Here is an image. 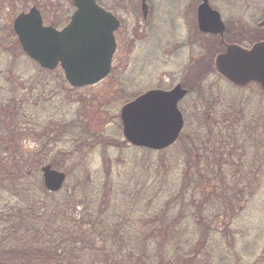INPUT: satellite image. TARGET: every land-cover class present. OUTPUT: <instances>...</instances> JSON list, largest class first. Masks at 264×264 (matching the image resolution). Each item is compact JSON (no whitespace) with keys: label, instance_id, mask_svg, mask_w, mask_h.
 <instances>
[{"label":"rangeland","instance_id":"1","mask_svg":"<svg viewBox=\"0 0 264 264\" xmlns=\"http://www.w3.org/2000/svg\"><path fill=\"white\" fill-rule=\"evenodd\" d=\"M103 1L117 10L121 21L114 75L110 74L95 85L73 89L67 81L65 84L58 78L62 73L59 69L43 71L28 58L12 29L16 14L33 5L44 12L47 19L44 23H58L59 16L65 10L68 16L72 12V0H0V109L16 116V108L8 109L5 104H8L9 98L17 99L12 95L16 96L27 87L26 115L23 119L38 124H49V119H52L56 121L51 123L55 127L62 120L67 121L76 114L85 112L88 115L104 110L103 128L107 137V140L100 137L98 140L101 145H94L92 150L84 149V155L79 153L70 156L66 154V147L59 148L65 153L53 150L44 155L38 154V158L52 161L58 169L66 173L63 189L48 194L39 190V185L26 184L25 189L28 191L22 192L19 200L2 191L0 199L3 196L11 199L5 198L4 205L0 206V213L11 208L26 209L24 213L27 214V211L36 209L37 206L43 214L35 220L39 222L36 228L49 223L52 232L60 229L65 215L70 217V213L62 214L63 209H76L75 217L79 216L80 209H104V217L107 219L105 222L113 224L115 218H119L120 221H126L125 228L129 221L139 222L144 218L149 213L148 209L157 214L160 206L181 189L183 169L189 174L193 171V161L185 164V137L183 142L165 149L162 155L156 151L135 149L123 138L118 114L120 106L126 100L148 89H168L181 83L188 89V94L179 103L186 131L204 124V117L209 119L211 127H215L212 117L217 108L222 110V104L238 109H234L238 125L234 126L236 133L232 140H236L239 151L228 148V153L229 149L233 150L230 151L231 156L222 157L230 166L227 172L238 174L222 178V173L217 171V175L211 176L214 182H219L215 186L220 195L216 201L214 197H209L207 209H230L222 207L219 201L224 191L222 182L227 183V179L230 182H240V190L233 186V191H244V194L247 191V194L243 197L241 206L233 207L236 210L232 215L218 216L216 226L220 231H216L218 233L210 238L205 247L209 246L210 249L208 260L210 264H264V94L255 83L242 89L235 88L215 70L213 57L223 47L217 37L198 34V0H147V20L142 18L140 0H120L118 6H113L112 0ZM210 5L230 23L232 33L225 36L227 41H240L245 44L254 39L250 33H263L259 27L258 30H253V25L261 18L264 0H210ZM112 76L115 79L126 78L123 86L120 84L121 87H110L109 80ZM17 104L19 106L18 99ZM19 115L21 117L20 112ZM42 124L38 126L39 129L44 128ZM36 127L35 125L34 133ZM192 129L190 130L193 131ZM45 133L37 132L40 137ZM223 134L232 138V132L223 131ZM23 145L34 148L36 144L30 138H24ZM103 145L107 149L102 152L99 147ZM102 156L105 158L103 165ZM194 158L198 161L199 153ZM45 163L47 162L43 164ZM198 166L202 169L199 175L203 177V171L208 166L200 160ZM38 171L36 177L39 180L42 179L40 168ZM34 178L30 182H34ZM189 179L190 185L194 180L197 184L202 180L195 174ZM80 196H83V200L78 199L73 206L68 207L66 202ZM28 201L30 205L34 202V208L26 205ZM82 201L86 202L87 207ZM10 205L15 206L9 207ZM25 218L26 216H19L13 222L21 228L30 227V222ZM223 223L228 226L227 229L223 230ZM137 228V225H129L126 229L129 231L127 235H134L133 231ZM136 237L131 240H136ZM47 238L51 239L48 236ZM9 243V248L3 246L2 250L10 252L11 256L17 255L19 252L12 250V246L16 244L13 241ZM182 246V251H186V245L182 243ZM83 255L89 258L87 253ZM8 256L4 254L3 258Z\"/></svg>","mask_w":264,"mask_h":264},{"label":"trees","instance_id":"2","mask_svg":"<svg viewBox=\"0 0 264 264\" xmlns=\"http://www.w3.org/2000/svg\"><path fill=\"white\" fill-rule=\"evenodd\" d=\"M44 18L47 21L45 16ZM55 24L51 23V25ZM42 70L44 71V69ZM111 74L114 75V69ZM58 78L66 81L62 73ZM125 79L121 77L115 79L112 76L109 85L111 83L110 87L112 88L113 86L121 87ZM27 82L29 83L30 80L28 79ZM18 85L20 86V84ZM26 88L22 89V92L19 90L20 93L16 96L12 95L19 100L20 109L17 99L9 98L8 104H5L8 109L16 108V116L9 111L6 112L3 108L0 109V193L2 191L10 193L16 200H19L20 196L28 191L25 189L26 184L39 185V190L50 193L44 188L41 178L39 182L36 172H39L38 169L44 162L51 164L53 168L58 169V167L50 160L38 158V154L44 155L47 154V151L53 150L65 153L63 149L59 148L66 147V154L70 156L79 153V155H84V149L92 150L94 145H101V141L98 140L100 137L102 140H107L104 134L105 128H103L104 110L94 111L88 115L85 112L76 114L67 121L62 120L55 127L51 123L56 121L49 119V124L40 123L44 125L43 129L38 128L40 124L23 119L27 106ZM259 91L264 94L260 89ZM220 107L222 110L217 108L212 117L215 127H211L212 125L208 123L209 119L204 117L205 123L200 124L197 129L188 128L186 131L183 128L180 133L176 143L183 142L185 137L186 141L183 145L187 157L185 164L193 161V171L189 174L186 169H183L181 189L160 206L157 214L148 209L149 213L146 211L147 214L144 218H141L139 222L129 221L125 228L126 221H120L119 218H115L113 224L105 222L104 220L107 219L104 217V209H80L77 217L74 214L76 209H63L62 214L70 213V217L64 214L66 217L63 218V225L60 229H54L52 232L49 223L45 225L43 223L44 226L36 228L39 222L37 223L35 220L43 214L37 206L36 209L27 211V214L24 213L26 209H5L0 213V225H2V229H0V264H210L208 260L210 249L209 246L205 247L210 238L218 233L216 231H220L216 226L218 216L232 215L236 210L234 208L242 205L243 197L247 194V191L245 194L244 191H233V186H237V190H240V182H230L227 179V183L222 182L224 191L219 201L222 207L230 209H207L210 203L209 197H214V201H216L220 195V191L216 189L219 182H214L211 176L217 175V171L222 173V178L238 174V172L232 174L227 172L230 166L226 160L222 159V157L230 156V151L233 152L234 149L239 151L236 140H232L236 133L234 126L238 125L235 107L223 104ZM218 121L220 122L217 125ZM35 125L37 126L36 133H34ZM38 131L46 133L40 137V134H37ZM223 131L232 132V138L223 134ZM53 137L54 142H52ZM24 138H30L36 144L35 147L26 148L23 145ZM133 148L154 151L148 148ZM228 148L233 150L229 149L228 153L226 152ZM99 149L103 152L107 146L103 145ZM164 151L166 150L156 152L162 155ZM198 153L199 160L208 166L203 171V177L199 175L202 170L198 166L199 160H194V156ZM103 159L105 160L102 156V165ZM193 174L202 179L199 184L194 180L190 185L189 177ZM33 178L34 182H30ZM242 178L244 179L245 176L243 175ZM237 180L241 181L242 179L237 178ZM179 197L180 200H178ZM5 198L11 199L3 196L0 199V206L4 205ZM78 199L83 200V196L68 201L66 204H69L68 207L73 206ZM29 203L30 201L26 205L34 208V202L31 205ZM82 203L87 207L86 202L82 201ZM11 206L15 205L9 207ZM19 216H26L25 220L30 222L31 226L25 228L24 224L19 222L24 227L21 228L16 222H13ZM47 216L49 217V214ZM41 218L43 219V217ZM40 223L42 222L40 221ZM223 224V230L227 229L228 226ZM129 225L138 226L132 236L127 235L129 231L126 229ZM7 230L9 233H5ZM135 236H137L136 240L132 241L131 238ZM10 241L16 244L12 246V250L19 252L17 255L11 256L10 252L2 250L4 247L9 248L7 245L10 244ZM182 243L186 245V251H182ZM84 253H87L89 258H86ZM4 254L9 256L3 258Z\"/></svg>","mask_w":264,"mask_h":264},{"label":"water","instance_id":"3","mask_svg":"<svg viewBox=\"0 0 264 264\" xmlns=\"http://www.w3.org/2000/svg\"><path fill=\"white\" fill-rule=\"evenodd\" d=\"M147 0H141L146 17ZM75 9L61 28L43 23L36 5L19 12L13 30L25 54L42 68L62 67L67 82L74 87L92 85L102 80L111 69L116 47L114 30L118 19L96 0H73ZM197 23L201 32L222 34L224 24L209 0L197 6ZM264 25V17L261 21ZM215 67L233 84L243 86L255 81L264 90V41L250 48L228 44L215 58ZM180 83L170 89H149L120 107L119 117L124 138L131 144L151 149L171 145L183 127L178 102L186 94ZM45 188L59 190L66 178L64 171L50 164L40 167Z\"/></svg>","mask_w":264,"mask_h":264},{"label":"flooded vegetation","instance_id":"4","mask_svg":"<svg viewBox=\"0 0 264 264\" xmlns=\"http://www.w3.org/2000/svg\"><path fill=\"white\" fill-rule=\"evenodd\" d=\"M101 6H103L105 9H107V10H109L110 12H112L115 16H117V18L119 19V16H118V13H117V10L115 9V8H111L110 6H109V4H107L106 2H104L103 0H96ZM113 1V6H115V5H120L119 4V1L120 0H112ZM199 2H200V0H198ZM199 2H198V4H199ZM140 4H141V0H140ZM108 7V8H106V7ZM140 9H141V6H140ZM264 12V11H263ZM148 14H149V7H148V12H147V16H146V18L144 19L143 18V15H142V11H141V15H142V18L144 19V20H147V17H148ZM67 16H68V14H66V10H65V12L63 13V14H61L60 16H59V21H58V23H56L55 25H53L54 27H56V28H58V26L59 25H65L66 24V22H68V18H67ZM133 16H135V14L133 15ZM67 18V19H66ZM221 19H222V21H223V23H224V32H223V35L222 36H220V35H218V34H214V33H204V32H200L199 30H198V28H197V32H198V34L199 35H203V36H206V35H210V36H213V37H217L218 39H219V41H220V43H221V45H222V47H223V50L222 51H220V53L221 52H223V51H225L226 50V46H227V44H237V45H239V46H241V47H244V48H250L254 43H256V42H260V41H264V25H262L261 24V21H262V19H263V13H262V15H261V18L259 19V20H257L256 21V23H255V25H253V30H258V27L262 30V32L263 33H261L260 31L259 32H255L254 34L253 33H250L251 35H252V37H254V39L252 38L251 40V42H249V43H245V44H241L242 42H240V41H227L226 39H225V36H227V35H231V33H232V29H231V27H230V23H229V21L227 20V19H223L222 18V16H221ZM62 21V22H61ZM254 21V20H253ZM253 21H251L250 23L251 24H253ZM59 22H61L60 24H59ZM119 22H120V25H119V27L116 29V31L114 32V35H115V40H116V42H117V48H116V51H115V53H114V55H113V59H112V65H113V68H114V62H115V59H116V57H117V49H118V46H119V43H120V39H119V32H120V30H121V21H120V19H119ZM57 24H59V25H57ZM61 26V27H62ZM196 26H197V16H196ZM217 54H219V53H217ZM216 54V55H217ZM215 55V56H216ZM214 60H215V57H213V63H214ZM220 75V74H219ZM221 77H223V76H221ZM186 88V87H185ZM188 90V89H187ZM188 92V91H187ZM230 156H231V154H230Z\"/></svg>","mask_w":264,"mask_h":264}]
</instances>
